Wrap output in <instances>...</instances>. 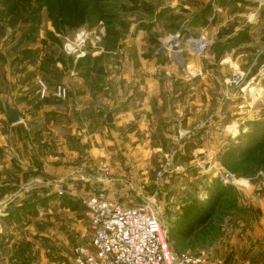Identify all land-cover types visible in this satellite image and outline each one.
I'll return each instance as SVG.
<instances>
[{
	"label": "rangeland",
	"instance_id": "rangeland-1",
	"mask_svg": "<svg viewBox=\"0 0 264 264\" xmlns=\"http://www.w3.org/2000/svg\"><path fill=\"white\" fill-rule=\"evenodd\" d=\"M251 1L0 0V70L9 80L16 77L12 70L34 71L14 88L0 71V108L13 98L24 114L30 109L39 121L44 118L34 124L38 141L59 159L65 148L71 152L77 146L71 125L82 127L90 149L79 172L88 186L77 201L69 199V187L42 180L11 191L22 196L15 219L19 264L41 263L40 255L52 264H75L76 248L89 247L92 240L81 199L95 194L125 208L151 203L177 255L205 253L208 262L225 264L234 254L242 262L256 250L257 264H264V5L261 15L254 14ZM198 9L209 10L208 18ZM201 34H207L208 51L193 55L187 41ZM162 48L166 53L159 54ZM77 70L82 76L74 75ZM148 76L163 86L160 99L173 104L169 115L149 125L147 139L119 132L107 149L114 163L97 157L88 136L106 128L92 110L76 116L77 94L83 88L85 103L118 101ZM28 79L37 95L23 87ZM39 81L48 95L41 96ZM58 86L67 91L64 99L54 96ZM117 86H122L118 95ZM132 92V97L139 93ZM44 101L53 109L44 111ZM172 112L173 125L164 124ZM6 130L0 120L3 141ZM4 143L1 148L8 151L11 145ZM70 166L81 169L75 161ZM226 174L235 183L227 182ZM46 195L50 201L29 203Z\"/></svg>",
	"mask_w": 264,
	"mask_h": 264
},
{
	"label": "crops",
	"instance_id": "crops-1",
	"mask_svg": "<svg viewBox=\"0 0 264 264\" xmlns=\"http://www.w3.org/2000/svg\"><path fill=\"white\" fill-rule=\"evenodd\" d=\"M251 2L254 3V8L256 9L254 14L259 13V15H261L260 9L262 8L261 6L264 5V0H254ZM207 8L208 6H206L204 9ZM201 9H198L197 11L201 12ZM210 9L211 8L209 7V10ZM209 10H206V12H201L199 16H204L205 19H207L210 14ZM98 55V58H100L102 56L101 52H98ZM95 58H97V56H95ZM0 71L2 72L4 83L10 82L13 88L14 83H16V81L18 80L20 81L21 76L23 77L25 76V74H28V76H30V73L34 72L33 70H31V67H29V70H12L11 72L13 74V77H16L9 80L7 77V72L5 70ZM133 71L134 70H131L130 73H132ZM74 75L76 77L82 76L80 70H77ZM35 76L36 75L34 74V77ZM74 79L75 78L73 77V80ZM79 79L76 80V82L78 83V85H80V88H82V83ZM27 81L28 82L25 83L26 85H24L23 87H25L27 91L32 88L33 92H31L30 94L34 95L35 93V95H37V87L35 85L34 88L33 85H31L30 87V79H28ZM23 82H26V80H24ZM78 85L76 84L74 86L78 87ZM116 88L117 90H114L118 95L119 92L121 93L122 86H117ZM135 90L139 93L136 95V97H132V91ZM162 91L163 86L160 84V82H155L148 76L146 79V83L139 84V88L132 87L128 90L129 97L120 100L118 99V101H111L110 99L108 102L94 104L92 102H84L83 96L86 93L82 88V90H80L77 94L78 99L76 101L73 100L75 108V110H73L74 113H76L77 116L81 115V112L85 109H88L90 111L92 110L96 115L95 120H100V122L106 128L105 130L99 129L97 130V132H93L88 136L90 138V141L94 143L92 144L95 147L94 150H96V156L99 158L102 156H106L109 163H114L113 158L111 157L107 149L111 147V145L113 144L112 142H115L120 133L122 134L121 137L127 139H137V137L147 139L149 136V125L154 123H162V120H160V116H165V114L169 115V111L167 112V110L170 108V104L173 105L171 101H168V103H164V101L160 99ZM31 96L32 95H29V100L31 99ZM1 98L2 95L0 94V101ZM12 100L13 98H10V103L14 104V107L18 110L21 117V121L18 124H10L6 119L5 113L0 108L1 123L4 124L7 129L6 131L9 133L8 136H5L6 139L4 141L8 143V145H11L8 146V151H6L5 149L7 146L1 148V145L7 144H5L2 140L4 138H0V152L3 151L7 154V157L5 159H0V222L2 226L0 228V264H14L13 262L19 264V258L23 257L21 254V243L15 242V238H18L19 235V225L17 224L16 220L18 219V215L20 213V207L16 206V204L17 202L20 203L22 199V196L20 194H13V192L15 191V187L24 184L25 182H28L26 184H30L31 186H37L36 182L42 180L45 182H49L51 184L49 185L50 187L53 185H55V187L60 186L61 188L62 186H66V188L69 187V189H72L73 192V195L69 199L77 201L80 196L84 197L83 192L88 186L87 184L81 182L82 180H79L83 177L79 172H83L84 167L86 166L84 151L86 150L85 144L87 142V139L85 134L82 132L83 130H81L82 127L80 126L79 129L77 124L76 126H69V131H67L70 132L71 137L76 140L77 146L76 148H73L71 152L67 150V148H65L62 152L64 156L59 159L53 154H49V152L44 151L50 148V145L43 144V140L38 141L40 130L39 128H34V124L44 122V118H40L39 121L38 116L35 117L32 115L33 112H29L30 109L26 111L29 113L25 112L24 114L22 108ZM22 107H24V105H22ZM43 107L44 111L53 109V107L47 108V102L45 101L43 102ZM111 112L114 113V123L113 125H108V123L106 122V117ZM163 122L164 124L173 125L174 114L173 119H169V121L166 119ZM52 134L53 133L50 134L51 139L53 138ZM36 139L37 142H40L38 143L39 146H37V144L35 143ZM79 147L81 148V151L77 153ZM89 150L90 149L86 151L89 152ZM3 152L2 155L5 156ZM72 161L78 162V166L80 165L81 169H73V167L70 166ZM75 187H77L78 189H76ZM92 188L93 184L91 189ZM56 189L57 188H55V191ZM50 199L51 196L46 195L44 198H40L39 200H30L29 203H33L34 201L36 204L41 201H50ZM7 207H10L8 212L6 211ZM72 213L75 215L76 213H78V210H74ZM182 233H186V231ZM33 257V261H35V255H33ZM39 258H41L42 261L38 264H52L49 259L43 258L41 255ZM10 260L12 261L11 263ZM258 260L259 257L256 256V250H253L251 251V253H249V255L244 256L242 262L240 261V257L237 254H234L230 256L229 260H226L225 264H257Z\"/></svg>",
	"mask_w": 264,
	"mask_h": 264
},
{
	"label": "built area",
	"instance_id": "built-area-1",
	"mask_svg": "<svg viewBox=\"0 0 264 264\" xmlns=\"http://www.w3.org/2000/svg\"><path fill=\"white\" fill-rule=\"evenodd\" d=\"M208 48L207 34L192 36L187 41V49L193 55H202ZM239 80L235 75L232 82L237 84ZM38 86L41 96L48 95L46 83L39 81ZM54 96L64 99L67 91L58 86ZM225 179L232 183L236 181L228 174ZM81 201L92 240L89 247L76 248L75 264H223L208 262L205 253L175 254L151 203L125 208L103 194Z\"/></svg>",
	"mask_w": 264,
	"mask_h": 264
},
{
	"label": "water",
	"instance_id": "water-1",
	"mask_svg": "<svg viewBox=\"0 0 264 264\" xmlns=\"http://www.w3.org/2000/svg\"><path fill=\"white\" fill-rule=\"evenodd\" d=\"M162 52L166 53V50L164 48H162L158 51L159 54ZM257 96H259V94ZM2 103H3V111L5 113V116H6V119L8 120V122L12 125L18 124L21 121V117H20L18 110L9 102L8 99L2 101ZM106 122L109 124H112L114 122V113L113 112H111L107 115Z\"/></svg>",
	"mask_w": 264,
	"mask_h": 264
},
{
	"label": "trees",
	"instance_id": "trees-1",
	"mask_svg": "<svg viewBox=\"0 0 264 264\" xmlns=\"http://www.w3.org/2000/svg\"><path fill=\"white\" fill-rule=\"evenodd\" d=\"M201 219H202V218H201ZM207 219H208L207 217H206V218H203L202 223L205 222Z\"/></svg>",
	"mask_w": 264,
	"mask_h": 264
}]
</instances>
